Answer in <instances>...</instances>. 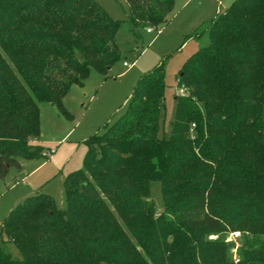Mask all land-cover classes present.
I'll use <instances>...</instances> for the list:
<instances>
[{"label":"trees","instance_id":"obj_1","mask_svg":"<svg viewBox=\"0 0 264 264\" xmlns=\"http://www.w3.org/2000/svg\"><path fill=\"white\" fill-rule=\"evenodd\" d=\"M135 27L168 22L175 0H125ZM122 21L97 0H0V181L47 157L40 103L56 104L121 57ZM183 64L169 131L166 70L136 84L127 113L85 140L64 179L67 207L44 192L0 224V264H264V0H234L202 25ZM195 124V125H194ZM161 184L164 209L149 197ZM240 232L239 260L223 235ZM5 236L18 249L4 248Z\"/></svg>","mask_w":264,"mask_h":264},{"label":"rangeland","instance_id":"obj_2","mask_svg":"<svg viewBox=\"0 0 264 264\" xmlns=\"http://www.w3.org/2000/svg\"><path fill=\"white\" fill-rule=\"evenodd\" d=\"M97 1L113 18L122 21L117 34L121 57L106 77L93 69L84 85L72 86L63 99L68 114L56 104L40 103L41 144L45 151L53 148L55 152L49 157L25 159L22 170L12 167L7 179L0 181V224L17 204L41 188L39 192L52 195L59 207H67L63 181L70 172L83 167L87 151L85 140L102 133L107 123L112 124L127 113L140 77L159 62L165 64L167 84L160 135L169 131L175 115V95L180 89L179 72L188 58L210 41L207 33L201 37H196L195 33L227 7L226 0H175L168 22L148 32L146 27L135 28L129 22L125 0ZM149 197L160 214L164 199L159 181L152 182ZM221 235L231 243V255L238 262L240 232L212 234L210 238ZM4 248L20 257L18 249L6 236Z\"/></svg>","mask_w":264,"mask_h":264},{"label":"built area","instance_id":"obj_3","mask_svg":"<svg viewBox=\"0 0 264 264\" xmlns=\"http://www.w3.org/2000/svg\"><path fill=\"white\" fill-rule=\"evenodd\" d=\"M147 31L152 32L153 28L149 27V28H147ZM124 64L129 66L128 62H125ZM187 93H188L187 87L185 85L180 86L179 94L185 95ZM54 152H55V149L51 148L49 151H44V154H45V156L49 157V155L53 154Z\"/></svg>","mask_w":264,"mask_h":264},{"label":"crops","instance_id":"obj_4","mask_svg":"<svg viewBox=\"0 0 264 264\" xmlns=\"http://www.w3.org/2000/svg\"><path fill=\"white\" fill-rule=\"evenodd\" d=\"M214 1H216V0H214ZM226 1H227V2H226V3H227L226 5H227V7H229V6L233 3L234 0H226ZM227 7H226V8H227ZM218 15H219V14H217V16H218ZM215 18H216V17H215ZM40 144H41V137H40ZM23 165H24V160H23ZM63 182H64V181H63ZM41 190H42V188L39 189L38 192L41 191ZM38 192H37V193H38Z\"/></svg>","mask_w":264,"mask_h":264}]
</instances>
